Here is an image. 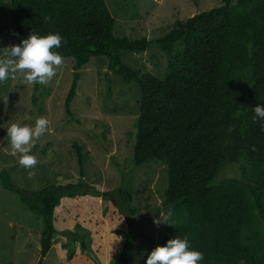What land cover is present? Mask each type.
I'll return each mask as SVG.
<instances>
[{
	"label": "trees",
	"instance_id": "16d2710c",
	"mask_svg": "<svg viewBox=\"0 0 264 264\" xmlns=\"http://www.w3.org/2000/svg\"><path fill=\"white\" fill-rule=\"evenodd\" d=\"M222 2L151 43L145 37H117L104 0H10L12 29L0 3V35L17 45L33 32L63 37L57 51L74 62L64 104L72 120L79 71L91 58H108L109 70L139 85L133 163L166 165L162 210L173 212L160 246L178 236L203 253L202 264H264V128L253 119L254 108L264 105V0ZM153 44L168 59L163 78L123 61L124 54L145 52ZM39 87L35 83L34 91ZM32 101L37 106L34 96ZM74 148L83 176L82 149ZM228 163L240 166L241 178L218 180ZM0 184L42 216L40 255L45 258L58 236L54 215L61 198L83 183L48 185L29 194L13 184L10 170L0 169ZM141 237L129 228L114 264H130Z\"/></svg>",
	"mask_w": 264,
	"mask_h": 264
},
{
	"label": "rangeland",
	"instance_id": "374dc122",
	"mask_svg": "<svg viewBox=\"0 0 264 264\" xmlns=\"http://www.w3.org/2000/svg\"><path fill=\"white\" fill-rule=\"evenodd\" d=\"M104 1L116 20L117 37L131 41L145 37L151 43L162 39L178 23L223 3ZM0 3L4 7V22L12 29L10 0ZM14 45L15 40L0 35V49ZM123 61L159 78L164 77L168 64L165 54L154 44L145 52L124 54ZM73 66L72 60L65 59L51 80L39 83L37 92L35 82L28 83L19 72L14 78L0 81V169L10 170L13 184L29 194L48 185L83 183L61 198L54 215L58 236L42 261V216L22 204L19 194L4 190L0 184V264H114L129 228L142 233L135 241L130 264H146L148 254L161 245L165 223L157 225L154 220L165 215L162 208L168 184L167 167L161 162L139 167L133 163L141 89L136 82L125 83L109 70L108 58L93 57L79 71L77 95L70 105L72 120L64 104ZM41 117L49 121L48 131L31 150L37 164L25 169L18 163L21 154H11L7 128L13 123L34 126ZM75 144L84 156L83 176ZM225 178H241L240 166L224 164L218 180Z\"/></svg>",
	"mask_w": 264,
	"mask_h": 264
},
{
	"label": "clouds",
	"instance_id": "9594fccd",
	"mask_svg": "<svg viewBox=\"0 0 264 264\" xmlns=\"http://www.w3.org/2000/svg\"><path fill=\"white\" fill-rule=\"evenodd\" d=\"M63 37L59 33L38 35L33 32L27 39H23L19 45L0 49V81L14 78L17 72L28 83L45 84L51 80L56 69L65 63V58L57 51L61 47ZM254 120H260L264 128V105L258 104L255 108ZM49 121L41 117L34 126L13 123L7 128L12 147V155L20 153L18 163L25 169H32L37 164V158L31 154L36 140L48 131ZM32 173L29 172V175ZM171 209L166 215L154 223L169 224L165 221L172 218ZM204 255L190 247L187 238L169 239L164 246H157L147 256L146 264H202Z\"/></svg>",
	"mask_w": 264,
	"mask_h": 264
},
{
	"label": "water",
	"instance_id": "95a60500",
	"mask_svg": "<svg viewBox=\"0 0 264 264\" xmlns=\"http://www.w3.org/2000/svg\"><path fill=\"white\" fill-rule=\"evenodd\" d=\"M43 259H44V258L42 257V258H41V261H42Z\"/></svg>",
	"mask_w": 264,
	"mask_h": 264
}]
</instances>
